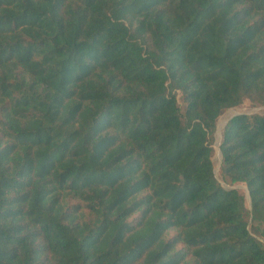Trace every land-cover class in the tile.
Listing matches in <instances>:
<instances>
[{"label": "trees", "instance_id": "obj_1", "mask_svg": "<svg viewBox=\"0 0 264 264\" xmlns=\"http://www.w3.org/2000/svg\"><path fill=\"white\" fill-rule=\"evenodd\" d=\"M245 100L264 0H0V264H264Z\"/></svg>", "mask_w": 264, "mask_h": 264}, {"label": "rangeland", "instance_id": "obj_2", "mask_svg": "<svg viewBox=\"0 0 264 264\" xmlns=\"http://www.w3.org/2000/svg\"><path fill=\"white\" fill-rule=\"evenodd\" d=\"M229 111V112H228ZM260 114L264 115V105L253 104L249 100H245L240 106L232 107L224 112V114L219 118L217 131L215 133V143H214V152H213V161L215 165L216 177L221 181V164H222V154L220 151L219 143L222 137V133L228 122L233 116L237 114ZM228 115V116H227ZM225 119V120H224ZM228 119V121H227ZM223 122V123H222ZM225 124V125H223ZM234 187L239 188L247 197L249 203V193L247 187L244 184H237Z\"/></svg>", "mask_w": 264, "mask_h": 264}, {"label": "bare ground", "instance_id": "obj_3", "mask_svg": "<svg viewBox=\"0 0 264 264\" xmlns=\"http://www.w3.org/2000/svg\"><path fill=\"white\" fill-rule=\"evenodd\" d=\"M229 112V111H228ZM228 116V115H227ZM225 120V119H224ZM227 121H228V119H227ZM223 123V122H222ZM227 123V122H226ZM223 125H225V124H223Z\"/></svg>", "mask_w": 264, "mask_h": 264}, {"label": "water", "instance_id": "obj_4", "mask_svg": "<svg viewBox=\"0 0 264 264\" xmlns=\"http://www.w3.org/2000/svg\"><path fill=\"white\" fill-rule=\"evenodd\" d=\"M215 173H216V171H215Z\"/></svg>", "mask_w": 264, "mask_h": 264}]
</instances>
